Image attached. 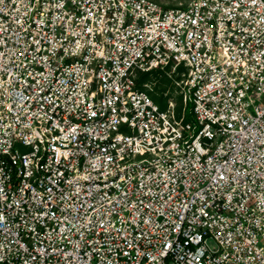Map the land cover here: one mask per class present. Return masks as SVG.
<instances>
[{
	"label": "built area",
	"instance_id": "obj_1",
	"mask_svg": "<svg viewBox=\"0 0 264 264\" xmlns=\"http://www.w3.org/2000/svg\"><path fill=\"white\" fill-rule=\"evenodd\" d=\"M0 264H264V0H0Z\"/></svg>",
	"mask_w": 264,
	"mask_h": 264
},
{
	"label": "rangeland",
	"instance_id": "obj_2",
	"mask_svg": "<svg viewBox=\"0 0 264 264\" xmlns=\"http://www.w3.org/2000/svg\"><path fill=\"white\" fill-rule=\"evenodd\" d=\"M153 1L156 2L157 4H159L164 9H170V8H175V7L179 6L180 4H185V2H187L188 0H153ZM147 80H149V75L148 74H142L140 77V82L147 81ZM167 83H169V81ZM163 90H164V88L161 86L159 89H157V91L155 93H149L151 99L161 109H163L166 105V101H165V99L162 98V95H161ZM180 107H181L180 104H178L177 111L180 110ZM188 107H190V105Z\"/></svg>",
	"mask_w": 264,
	"mask_h": 264
},
{
	"label": "trees",
	"instance_id": "obj_3",
	"mask_svg": "<svg viewBox=\"0 0 264 264\" xmlns=\"http://www.w3.org/2000/svg\"><path fill=\"white\" fill-rule=\"evenodd\" d=\"M147 78H148V77H147ZM149 80H150V78H149ZM160 81H161L162 83H164V82L167 83L169 80L166 78V76L163 75V77L160 78ZM190 119H191V116H190L189 113H187V114H186V120L189 121Z\"/></svg>",
	"mask_w": 264,
	"mask_h": 264
}]
</instances>
